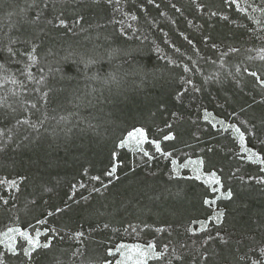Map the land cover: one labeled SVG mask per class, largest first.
I'll return each mask as SVG.
<instances>
[{
  "label": "trees",
  "instance_id": "obj_1",
  "mask_svg": "<svg viewBox=\"0 0 264 264\" xmlns=\"http://www.w3.org/2000/svg\"><path fill=\"white\" fill-rule=\"evenodd\" d=\"M239 2L0 0V98L11 105L0 107V180L17 185L0 184V230L38 219L54 230L52 246L31 260L20 246L15 255L0 246L4 264L104 263L135 233L155 237L159 251L168 245L147 264L264 260L262 167L240 155L233 133L204 118L236 120L264 157V87L250 75L264 80V55L255 51L264 44V0ZM33 47L34 64L26 55ZM25 118L36 127L17 123ZM137 126L163 151L200 156L223 192L171 174L173 159L155 150L134 160L117 147ZM169 133L175 139L164 140ZM114 163L117 176L109 177ZM205 199L223 215L193 231L212 214Z\"/></svg>",
  "mask_w": 264,
  "mask_h": 264
},
{
  "label": "snow or ice",
  "instance_id": "obj_2",
  "mask_svg": "<svg viewBox=\"0 0 264 264\" xmlns=\"http://www.w3.org/2000/svg\"><path fill=\"white\" fill-rule=\"evenodd\" d=\"M107 2L109 4H111L112 0H107ZM117 2H118V0H117ZM148 2L153 3V0H148ZM230 2H231V4L238 6V0H230ZM45 7H47V3H45ZM173 7H175V5H173ZM239 10L242 11L243 9H239ZM177 11H179V9H177ZM41 15H43L42 12L38 13L37 16L35 17V19L33 20V23L37 22L40 19ZM212 15H216V13H212ZM57 19H59V25L60 26H66V21L64 19H60L59 17H57ZM132 19H136V17L133 16ZM51 22H52L51 20L48 21V23H51ZM76 23H79V20H77ZM189 43H191V41H189ZM212 46L216 47L215 44H213ZM231 51H237V50L231 49ZM7 52L9 54H11L12 56L16 55V52H14L13 49L10 47L7 49ZM35 52H36V48L33 47L31 52L26 53L27 59L29 61H32L33 64L37 60V56L33 54ZM66 59H67V57H66ZM2 67H3V65L0 64V68H2ZM26 67H27V65H26ZM41 71H43V70L41 69ZM250 75L253 77H256L257 80L259 81V83L261 84V86L264 87V80L260 79V77L257 76L256 72H251ZM27 76H28V79H30V80L34 78L33 74L30 72L27 73ZM11 82L13 84L17 83V81L15 79H12ZM43 82H44L43 77H41V79L37 81V83H43ZM189 83H190V81H189ZM35 91H39V89H35ZM47 95H48V93L44 92V93H42L41 98L46 100ZM28 103H31V108H33V109H35L37 107L36 103L31 102V101H21V106L23 107L25 104H28ZM0 107H9L10 108L11 105H8L4 98H0ZM12 110L15 111V109H12ZM210 115H211L210 113L205 112L204 118L207 120ZM17 123L18 124H24V125H30L33 128L36 127V125L31 124V122L27 118H25L23 120H17ZM41 123H42V121H41ZM219 123L224 124L223 121H220ZM167 127L171 128V125H167ZM229 129H231L232 131H234L238 134L239 140H240V145H241V150L248 153V159L254 163L264 164V159H261L260 156L256 152H254L251 148H247L244 146L245 132L241 131V129L234 124L227 125L224 128L225 131H228ZM163 139L166 141L167 140H173V139H175V136L173 134L169 133V134L164 135ZM145 142L153 144L156 151L161 152L160 142L158 140L148 141L145 130L143 128H133L131 131H129L127 133V136L124 139H121V141L119 142L117 147L124 148V147L128 146L129 143H134L136 148H139L140 151H143V149L140 147V145H142ZM262 143H264V141H262ZM209 151H211V149H209ZM163 154L165 156L171 155V153H163ZM112 155H113V158L117 157V154L115 152H113ZM144 155L149 156V153L144 151ZM149 158H151V157L149 156ZM172 163L175 165L176 161L173 160ZM203 163L204 162L202 160H198V161H191L190 160L184 166L187 167V164L203 165ZM117 169H118V165L114 163V164H112L110 170L107 171L105 174L109 177H112L116 174ZM261 171H264V168H261ZM202 176H203V183L205 185H207L209 188H211V190L213 192L218 191V188L213 187V185H219L221 183V181H220V178L217 176V173L215 171L205 172L203 174L198 173L196 175L195 179L201 180ZM92 179L99 181L101 178H100V176H94V177H92ZM262 182H264V181H262ZM4 183H7L9 187H13V188L17 186L15 180H12V181L0 180V184H4ZM81 187H83V185H81ZM105 187H107V186L105 185ZM95 191H99V189H95ZM227 196L229 198L232 196L231 191H229L227 193ZM4 203L6 204L7 201H4ZM204 203L211 205V204H214L215 201L205 199ZM56 211L60 212V211H62V209L57 208ZM53 214L54 213H52V212L48 213L49 216H51ZM219 215H223V214L221 213ZM216 219H219V217H217ZM36 223H37V225H46L47 221L45 219H38L36 221ZM105 227H107V225H105ZM49 231H54V230H49ZM157 231H163V229H157ZM188 231H192V229H188ZM33 232H34V235L29 233L27 230H21V228H19V227L8 228L7 232L3 233V236L8 237V241H9L7 244L8 250L10 252H12L13 255L16 254L17 247H16V244L14 243V241H15V237L17 235L24 242H26L28 245V247L25 248L23 246V244H21L20 248L23 251V255L28 257L29 260L32 259L33 253H35L38 249H48L52 246L51 241L48 239H46L44 243H41V240H40L41 235L44 234L45 236H47V233H42L41 230L39 228H36V227H33ZM76 236L81 237V236H83V233H76ZM220 239H221V241H223L225 243L227 242L225 240V238L222 236L220 237ZM167 251H168V245H164L163 251H157V245L155 243H152V242H149L146 246L142 245V244H131V245L120 244L118 246V248L115 250V252H119L120 255L123 257V259H121L120 261H117V264H125V262L128 260H131L133 262V264H147V261L149 259H161ZM115 252H113L112 249L108 250L109 255H115ZM173 252H175V249H173ZM259 255L261 257H264V248L259 249ZM177 259H179V257H177ZM241 259L244 260V259H247V257H241ZM0 264H4V260L2 258V255H0ZM105 264H109V262L105 261ZM168 264H171V261H169ZM250 264H264V260L254 259V260H251Z\"/></svg>",
  "mask_w": 264,
  "mask_h": 264
},
{
  "label": "rangeland",
  "instance_id": "obj_3",
  "mask_svg": "<svg viewBox=\"0 0 264 264\" xmlns=\"http://www.w3.org/2000/svg\"><path fill=\"white\" fill-rule=\"evenodd\" d=\"M112 1H117V0H112ZM240 3L241 2H239L238 5H241ZM243 3H245V1ZM262 39L259 40L260 42L255 48V51L257 52L256 53L257 55L256 54L255 55L257 57H259L261 55H264V44L262 42ZM249 51H251V50L249 49ZM208 118L213 123V126L215 125L214 127L216 129H218V130H220L222 132H231V133H233L236 136V138L238 140V143H239V153H240V155H242L243 158L248 159V153H246V152L241 150V145H240V140H239L238 134L236 132L232 131L231 129H229L228 131L224 130L225 126L234 124L237 127H239L241 129V131H244L243 130V126L239 122H237L236 120L234 121L232 119H223V118H219L217 116H214L212 114ZM220 121H223L224 124L219 123ZM134 128H143L144 129V127H142V126H137V127H134ZM131 130H129V131H131ZM145 133H146V130H145ZM126 136H127V134L125 135V137ZM146 136H147V133H146ZM244 146L247 147V148H251L254 152H256L260 156L261 159H264V157L262 156L261 152L258 150V147H256V146L252 145L251 143H249V141L247 140L246 134H245V138H244ZM140 147L143 149V151H140L139 148H136L134 143H129V145L126 146L125 148H127L130 151V153L134 157V160H136V157L141 158L140 156H143V157H149L150 156L151 157L152 154H154V150L156 151V149H155L153 144L146 145V142L143 143L142 145H140ZM144 151L148 152L149 156H145L144 155ZM158 153L160 155H163L164 157H165V155L163 153H171V155L167 156V157H171L173 160L176 161V164L173 165V169H172V173L171 174H176V175L186 174V175H191L193 177H196V175L198 173L203 174L205 172L214 171L212 169H208V170L205 169L203 167V165L187 164V167L184 166L190 160L191 161L202 160L201 157L198 156V155H190L188 153L187 154L185 153V154H182L181 157H178L180 154H178L176 151H171V150L163 151L162 149H161V152H158ZM260 165H261L262 168H264V164H260ZM261 174L262 175L259 176V180L262 182V181H264V171H262ZM116 176H117V172L114 175V177H116ZM200 181L203 182V176H202V179ZM213 187L218 188V191H216L218 194L223 192V183H222V181H221V183L219 185H213ZM85 196H83V198H86ZM211 206H212V212H211L212 214L210 216H208L204 220L196 221L195 224L193 225V231H198L200 229L205 231V230L208 229V227L210 225L209 224L210 221H212L213 223H215L217 221L216 218L218 217L219 210L215 207V204H211ZM10 227H19V228H21V230H27L29 233H31L33 235H34L33 227L39 228L42 233H47V236H45L44 234L41 235V237H40L41 243H44L46 239L51 240V236H52V232H53V231H49V230H53V228L50 229L49 227H47V224L46 225H37V223H34L32 225L25 226V227H22V226L20 227L19 225H10V226L8 225L5 228L0 230V246H2L3 248H7V244L9 242L8 241V237L3 236V233L7 232L8 228H10ZM154 241H155V237L141 236L140 234L135 233V235H133L132 238H128V239L122 241L121 243L117 244L114 248H112V250H113V252H115V250L118 248V246L120 244H129V245H131V244H142V245L146 246L149 242L155 243ZM14 243L16 244V247H19L21 244H23V246L25 248L28 247L27 243L24 242L18 235L15 237ZM157 251H159V250H157ZM115 254H116V257L114 258V260H111V261L110 260H106V261L109 262V264H117V261H120L121 259H123V257L120 255L119 252H115ZM95 264H105V262L104 263H98L97 262ZM125 264H133V262L131 260H128V261L125 262Z\"/></svg>",
  "mask_w": 264,
  "mask_h": 264
}]
</instances>
